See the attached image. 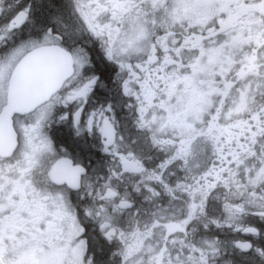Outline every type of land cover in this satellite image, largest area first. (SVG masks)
<instances>
[{"label": "snow or ice", "instance_id": "1", "mask_svg": "<svg viewBox=\"0 0 264 264\" xmlns=\"http://www.w3.org/2000/svg\"><path fill=\"white\" fill-rule=\"evenodd\" d=\"M0 264H264V0H0Z\"/></svg>", "mask_w": 264, "mask_h": 264}]
</instances>
